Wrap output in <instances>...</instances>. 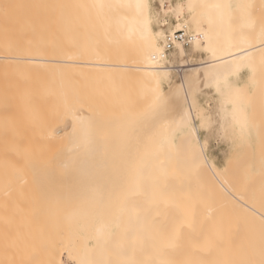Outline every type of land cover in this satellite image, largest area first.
Segmentation results:
<instances>
[{"label": "bare ground", "instance_id": "6f19581e", "mask_svg": "<svg viewBox=\"0 0 264 264\" xmlns=\"http://www.w3.org/2000/svg\"><path fill=\"white\" fill-rule=\"evenodd\" d=\"M257 1L251 4H262ZM185 2L160 0L162 10L177 15L184 7L195 9L192 48L206 51L209 60L189 66L181 81L169 83L188 46L177 43L165 50L167 33L153 28L150 0H0V184H8L0 205L14 201L16 207L3 212L9 246L3 264H69L63 252L72 264H264V192L255 189L258 201L252 204V195L247 198L264 173L254 174L241 192L235 187L239 180L229 179L230 168L244 156L242 146L263 129L257 128L263 112L255 105H262L264 72L259 69L258 77L254 72L264 63V31L257 32V20V26H246L247 17L254 21V10L245 0L244 6L240 0ZM207 13L211 22L205 19L204 25L200 18ZM188 25L179 22L170 32ZM243 68L261 82L250 97L235 77ZM200 81L220 93L215 122L236 149L222 165L208 154L209 139L201 137L215 119L197 96L203 92ZM145 96L149 105L138 114L135 108ZM254 110L261 115L256 118ZM147 135L153 146L135 145L133 151ZM51 167L61 176L76 168L78 174L115 171L125 177L87 180L90 174L82 197L74 196L77 202L72 192L69 199V189L65 197L73 204L66 201L59 219L65 232H48L36 241L38 206L22 204L11 187L25 173H47ZM56 184L61 191L63 184ZM242 216L263 230L246 231V221L237 219Z\"/></svg>", "mask_w": 264, "mask_h": 264}, {"label": "rangeland", "instance_id": "374dc122", "mask_svg": "<svg viewBox=\"0 0 264 264\" xmlns=\"http://www.w3.org/2000/svg\"><path fill=\"white\" fill-rule=\"evenodd\" d=\"M167 1V4L169 5L170 3H173V4H175V3H177V2H179V1H181L182 3H186L185 1L186 0H172V2L171 1H169V0H166ZM175 1V2H174ZM211 1V0H210ZM243 1V0H242ZM241 0H240V2L243 4V6H244V3H246L248 0H245L246 2H242ZM253 1L254 0H249L246 4H248L247 6H249V7H251V9L252 10H254L253 12H252V14L254 15H252V20H254L252 23L251 22H249V19L250 18H246L247 19V23L248 24H250V25H246V26H248V27H250L251 25L253 26V24L254 23H256V21L255 20H257L258 22V24L260 25V23H261V25L259 26L258 25V29H257V27L256 28H254L255 29V34H256V29H257V32H259V31H261L262 33H263V31H264V28H262V27H264V25L262 26V24H264V18H263V12H264V10L262 11V9H264V0H259V2L261 3L262 2V4L260 5L259 4V6L258 5H256V6H258V7H256L255 6V3H256V0H255V3H254V6L251 4V3H253ZM258 2V1H257ZM258 2V3H259ZM257 4V3H256ZM247 6H246V8H247ZM253 7V8H252ZM263 7V8H262ZM197 8V7H196ZM244 8V10L246 9L245 7H243ZM242 8V9H243ZM255 8H256V10H255ZM186 9V10H185ZM225 9V8H224ZM227 10H229V13H230V15H231V12H232V10H231V7H230V4H228V8H227ZM234 10V9H233ZM150 11H151V15H152V26H153V28L154 29H156V30H158L159 29V27L160 28H164L163 29V31H164V33H168V32H170V29L171 28H174L175 27V25H177V24H179V22H180V24H189L188 25V27H187V30H189V31H194L195 29H194V27H193V25H192V23L190 24V18H192L191 16L192 15H194V14H197L196 12H195V9L194 10H189L188 8H186V7H184V10H183V12L179 15H177L176 13H174V11H171V10H168L167 12L166 11H164V10H162V6H161V4H160V0H150ZM186 11V12H185ZM196 11L198 12V11H200V10H197L196 9ZM226 11V10H225ZM195 12V13H194ZM258 12V13H257ZM200 13V12H199ZM214 13V12H213ZM228 13V14H229ZM255 13V14H254ZM256 13H257V15H256ZM263 15H262V14ZM174 14V15H173ZM177 15V17H176V15ZM258 14H260L261 15V17H259L260 15H258ZM182 15V16H181ZM211 15V14H210ZM214 15V14H213ZM216 15V14H215ZM245 15V14H244ZM250 15V14H249ZM158 16V17H157ZM170 16V17H169ZM174 16V17H173ZM181 16V17H180ZM209 15H208V13L207 14H205L204 16L202 15L201 16V18H200V21H202L203 22V24L204 25H206L205 23H206V21H208L207 23H209V22H211V20H210V16L208 17ZM229 16V15H228ZM243 16V15H242ZM162 17V18H161ZM164 17V18H163ZM169 17V18H168ZM167 18V19H166ZM231 18V17H230ZM256 18V19H255ZM257 18H259V19H261V20H258ZM163 19V20H162ZM169 19V20H168ZM204 19V20H203ZM205 19H206V21H205ZM170 20H171V22L173 21V23H169V25H167V23L168 22H170ZM263 20V21H262ZM164 23H163V22ZM187 21V22H186ZM216 21V20H215ZM226 21H227V19H226ZM186 22V23H185ZM257 23H256V26H257ZM172 24V25H171ZM219 25V24H218ZM217 25V26H218ZM169 26V27H168ZM207 26H208V24H207ZM213 26H215V25H213ZM216 26V27H217ZM251 26V28H253ZM261 27V28H260ZM251 32V31H250ZM251 34H253V33H251ZM254 35V34H253ZM185 50V51H184ZM183 50V52L181 53V58H182V62H176V65L175 66H177L176 67V69L175 70H173L172 71V78L170 79V81H169V83H171L172 81H181L182 79V74L184 73V72H186V70L187 69H189V66L191 67L193 64H196V63H200V62H203V61H205L206 59L207 60H209V58H208V53L206 52V51H204V50H202V49H200V50H193V48H192V44L190 45V46H188L187 48H185ZM185 52V53H184ZM185 56V57H184ZM263 56H264V54H263ZM190 57V58H189ZM263 58V57H262ZM188 59H190L189 61H187ZM206 60V61H207ZM263 61V60H262ZM264 62V61H263ZM261 65H264V63L262 64V63H260ZM261 65H260V68L258 67V70H256L255 72H254V74H256V76L258 77L259 75L258 74H261L262 72H264V68H262V67H264V66H262L261 67ZM181 68H182V70H181ZM184 68V69H183ZM259 69L260 70H262L263 69V71L262 72H260L259 71ZM182 71V72H181ZM260 72V73H258L257 74V72ZM69 72V71H68ZM73 72V71H72ZM71 73V72H70ZM74 73V72H73ZM69 74V73H68ZM252 74H253V72H251L248 68H243V69H241V71H239L237 74H236V76L235 77H237V79L239 80V82H241L242 84H243V86H244V88H247V90H245L246 92H247V94L249 95V97L251 96V94H253V91H256V87H257V82H259V84L261 83V82H263V87L262 86H259V87H261L262 89H263V94H260L259 95V93H260V91L258 92H256V95L258 94L260 97H262L261 99V101H258V102H261V104L263 105H260V104H258L257 103V105H255V106H257L258 108V111H260L259 110V108L261 109V111L260 112H263L262 113V115L260 114V112L258 113V111L256 112L255 110V112H254V114H255V117L257 118V116L258 115H261L259 118H257L258 120H257V122H258V127L257 128H259V129H261L260 127H262L263 129H261V130H258V132H257V130H256V132L253 134V136L251 137V139L246 143V144H244L243 146H242V150H241V155H240V158L243 156V154H244V156H243V158H245L244 160H246V161H244L243 162V158H241V160H242V162H241V160H240V164H238L237 166H232L231 168H230V170L232 171V170H234V171H232L233 173H231V171L229 172V179H233V180H239V182L241 183V184H239V182L238 183H236V186L235 187H237V189H239V188H241V189H239V192H241L242 191V188H245L246 189V183L248 182V181H250V179L252 180V179H255L254 177H255V175H262L264 172V163H263V161H264V143H262V142H264V135H261V134H264V80H262L263 78H261V82L260 81H257L258 79H256V78H253L254 77V75L252 76ZM75 75H76V73H75ZM262 75V74H261ZM73 76V74L70 76V78ZM75 77V76H74ZM181 77V78H180ZM261 77V76H260ZM249 78L251 79V80H249ZM252 78H253V80H252ZM78 79V78H77ZM76 78H75V80H77ZM69 80H72V78L71 79H69ZM172 80V81H171ZM259 80H260V78H259ZM201 81H203V80H201ZM201 81H200V84H199V82L196 84L197 86H198V84H199V86H198V89H200V91H203V92H198L197 93V96H198V98H199V100L201 101V103H203L206 107H207V110L209 111V113H210V117L212 118V116L211 115H213V118L215 119V120H213L214 122V126L213 125H211V127L208 129L210 132L208 133V131L207 130H202L201 131V137L203 138V139H209V141L210 142H207L208 144H207V152H208V154H209V152H210V156H211V158L216 162V163H218L219 165H222L228 158H229V156L232 154V153H234L235 152V148L233 147V144H232V142L229 140V139H227L226 137H224V136H221V134L219 133V129H218V122L216 123L215 121H217L218 119H219V117H220V114L221 113H219V111L221 112V108H220V104L218 103V102H220L219 100H220V93L215 89V87L212 85V84H210V86H206L205 85V83H204V88L203 87H201L202 85H201ZM252 81V82H251ZM78 82V84H79V81H77ZM82 82V81H81ZM83 82H84V80H83ZM203 82H205V81H203ZM70 83L72 84V83H74V82H72V81H70ZM86 83V82H85ZM166 83H167V85H166ZM169 83L166 81L165 83H164V87L165 88H168L169 87ZM70 84V85H71ZM203 84V83H202ZM207 84V83H206ZM258 84V85H259ZM73 85V84H72ZM74 85L76 86V84L74 83ZM84 84H82V86H83ZM86 85V84H85ZM201 85V86H200ZM209 85V84H208ZM211 85H212V88H211ZM78 86V85H77ZM206 86V87H205ZM246 86V87H245ZM200 87V88H199ZM78 88V87H77ZM77 88H74L73 87V90L74 89H77ZM81 88V87H80ZM79 88V89H80ZM261 88H258V90L259 89H261ZM203 89V90H202ZM78 90V89H77ZM205 90V91H204ZM207 90V91H206ZM70 91V90H69ZM213 91V92H212ZM207 92V93H206ZM212 92V93H211ZM261 92V93H262ZM70 93H71V91H70ZM75 93H76V91H75ZM74 93V94H75ZM209 93V94H208ZM255 94V93H254ZM255 96V95H254ZM259 96H257V98H259ZM73 97V96H72ZM75 97V96H74ZM73 97V99H74V101L76 102V100H75V98ZM211 97V98H210ZM253 97V96H252ZM251 97V98H252ZM219 99V100H217V99ZM70 99H71V101H72V98H71V96H70ZM88 100V99H87ZM217 100V101H216ZM253 100V99H252ZM254 100H257V99H254ZM204 101H206V102H204ZM207 101L209 102V103H207ZM255 102V101H254ZM67 103H69V102H67ZM149 102H148V98H147V96H145L143 99H141L139 102H138V104H137V108H135L136 109V111L135 112H138V114H139V112H140V114L142 113V111L141 110H143V113H144V111L146 110V108H147V106L149 105L148 104ZM206 103V104H205ZM252 103H253V101H252ZM252 103H250V104H252ZM256 103V102H255ZM73 104V103H72ZM249 104V106H248V111H249V113H253V105H250ZM254 104V103H253ZM69 105L70 106H68V107H71V104L69 103ZM74 105V104H73ZM209 105V106H208ZM215 105V106H214ZM258 105H260V106H258ZM254 106V107H255ZM68 107H66V108H68ZM250 107H252V108H250ZM66 110V109H65ZM263 110V111H262ZM67 111V110H66ZM64 113V112H63ZM65 113H67V112H65ZM113 113H114V111H113ZM134 113V112H133ZM258 113V114H257ZM256 114H257V116H256ZM134 115H137V113L136 114H134ZM212 118V119H213ZM263 122V123H262ZM259 123H260V125H259ZM262 125V126H261ZM213 126V127H212ZM260 126V127H259ZM213 129V130H212ZM259 131H262L261 132V134L259 133ZM206 133H208L207 135H206ZM210 134V135H209ZM203 136H205V137H203ZM259 137H262L261 139L259 138ZM261 140V143H260V140ZM141 140V139H140ZM136 141V142H138V143H134L133 145V151L135 150V149H137V148H135V145L137 146V147H139V148H141V147H144V146H146L145 148H147V146H148V144L149 143H151V145L150 146H148V147H151V146H153V143H154V141H152V136L151 135H147L146 137H145V139H143V140H141V141ZM229 142H228V141ZM143 141V142H142ZM208 141V140H207ZM259 141V142H258ZM133 142H134V139H133ZM256 142V143H255ZM131 145H132V143H131ZM211 145V146H210ZM217 145V146H216ZM249 146V147H248ZM132 147V146H131ZM231 147V151H229L230 148ZM260 149H259V148ZM244 148H247L246 150L244 149ZM249 148H251V149H249ZM144 149V148H143ZM263 149V151H261ZM251 151L250 153H248L247 154V151ZM258 150V151H257ZM139 151V150H138ZM141 151V150H140ZM142 152H145V150H143ZM212 152V153H211ZM134 153V152H133ZM138 153V152H137ZM259 154V156L257 155L256 156V154ZM263 153V155H261ZM212 154V155H211ZM247 154V155H246ZM251 156H250V155ZM134 155H136V152H135V154ZM214 156V157H213ZM249 157V158H248ZM258 157V158H257ZM259 159V160H258ZM251 160V161H250ZM135 161H136V159H135ZM256 164V165H255ZM240 165V169L238 168V166ZM234 167H235V169H234ZM237 167V168H236ZM248 167H250V168H248ZM63 167H61V169H62ZM243 168H244V170H243ZM246 168H247V172L245 171L246 170ZM44 169V168H43ZM46 169V168H45ZM56 169V168H55ZM58 169V168H57ZM56 169V170H57ZM65 169V168H64ZM63 169V170H64ZM69 169H72V170H69ZM237 169H238V172H236L237 171ZM50 170V171H49ZM52 170H53V172L54 173H52ZM73 170H75L74 171V175H73ZM76 168H68V171L70 172V173H72V174H69V175H72L71 177H72V179L70 180V178L71 177H69V175H68V171H67V169L65 170L66 172H65V175L63 174L64 173V171H63V173H61L62 174V176L60 175V173H58V171H54V167L52 168L51 167V169H48L47 171L48 172H51V174H49L48 172L46 173V170H43V171H45V173L42 171V173L40 172V173H34V172H28V173H25L24 175H22L23 177H24V179L23 180H21L20 181V183H15V184H13L12 185V187H11V189H12V192L14 193V194H17V195H19V196H21V203L22 204H26V205H32L33 206V204L34 203H36V205L38 206V210L37 211H35V210H32V212L33 211H35L34 213H35V218H36V224H34L33 225V232L35 233V239H36V241H43L44 239H46V237H47V233L48 232H50L51 234L53 233V232H59V231H62V230H64V226H61L60 224H59V219L61 218V217H63V216H61L62 215V213H63V211L66 209V206L67 205H69V203H72L71 201H69V203H67L68 201H67V199H68V197L70 196V193L72 192V193H74V195L72 194L71 195V197L73 196V198L75 199V201H76V198L75 197H80L81 196V193L82 192H80V190L82 191V186H84V184H87L86 183V179L85 178H87L90 174H94V175H90L89 177H88V179L87 180H92V179H94L95 178V176H96V178H101V177H106L107 175H109V176H111L112 174H114V178L115 177H125V175L124 174H118L117 172H113V173H110V174H99L98 175V173H97V175H96V173H91V172H89V173H87V172H84V173H82L81 171V173H82V175H84V176H82L81 175V173L79 172V174H80V176H79V174L77 173V171H79V170H77ZM115 170V169H114ZM249 170V171H248ZM37 171H40V170H37ZM260 171H261V173H260ZM56 172V173H55ZM62 172V171H61ZM237 173V175H235L234 173ZM77 173V174H76ZM241 173V174H240ZM260 173V174H259ZM116 174H118L117 176H116ZM227 174H228V172H227ZM226 174V175H227ZM232 174H234L236 177H232L231 175ZM255 174V175H254ZM58 175V176H57ZM68 175V176H67ZM78 175V176H77ZM102 175V176H101ZM123 175V176H122ZM240 175V176H239ZM244 175V176H243ZM246 175V176H245ZM66 176H67V178L69 177V179H68V181H66ZM86 176V177H85ZM113 176V175H112ZM127 176H129V175H126V178H127ZM228 176V175H227ZM242 176H243V180H242ZM63 177L64 178H66V179H64V180H62L63 179ZM79 177V178H78ZM84 177V178H83ZM91 177V179H89ZM232 177V178H231ZM240 177H241V179H240ZM258 177V176H257ZM61 178V179H60ZM95 178V179H96ZM237 178V179H236ZM261 178V179H260ZM260 178H259V180L257 179V184L255 185V187L256 188H254V190H253V188H252V190H250L249 192H250V195H248L247 196V198L249 197V196H251V197H249L250 198V203L252 204L253 203V201L255 200V201H258V199L257 198H255L256 197V195L257 194H259L257 191H259V192H261V191H263L264 192V175L261 177L260 176ZM76 179V180H75ZM80 179V180H79ZM60 180V181H59ZM71 182H70V181ZM81 182V184H79V181ZM62 181H64V182H62ZM76 181V182H75ZM82 181H84V182H82ZM242 181V182H241ZM255 181V180H254ZM253 181V182H254ZM237 182V181H236ZM259 182V183H258ZM57 183V184H56ZM60 183V184H59ZM72 184L71 186L69 185V184ZM77 185H79V186H77L76 187V184ZM83 183V184H82ZM244 183V184H243ZM54 184H56V186L57 185H62L63 184V186H61V187H58V188H61L62 190L60 191L59 189L57 190L56 189V187L54 186ZM64 184L66 185V187L68 188H66L65 186H64ZM68 184V185H67ZM239 184V187L237 186ZM249 184V183H248ZM243 185V186H242ZM6 186H8V184H7V182L6 181H3L1 184H0V197H1V195H2V190L4 189V188H6ZM73 186H75V188L73 187ZM55 187V188H54ZM62 187H64V190H66V192H63L64 190H63V188ZM71 187H73V188H71ZM79 188V190H77ZM81 188V189H80ZM250 188V187H249ZM250 188V189H251ZM70 189V190H69ZM71 189H76L77 191H76V193H75V191L73 192V191H71ZM257 191H256V190ZM70 192H69V191ZM69 192V195H68V192ZM248 191V190H247ZM245 192V191H244ZM243 192V193H244ZM255 192L257 193L256 195H255ZM65 193H67L66 195H65ZM59 194H63L64 195V197L65 196H67L68 195V197L66 198L65 197V202L67 203V204H65V202H62L63 200L62 199H60L61 197L64 199V197H63V195L60 197V195ZM80 194V195H79ZM76 195V196H75ZM247 195V194H246ZM75 196V197H74ZM260 197H262L261 196V194L259 195ZM71 197H69V199L71 198ZM78 197V198H79ZM82 197V196H81ZM78 198H77V200H78ZM247 198H245V199H247ZM73 199V200H74ZM260 199V198H259ZM83 199L81 198V201H82ZM249 200V199H248ZM260 201H261V199H260ZM259 201V202H260ZM77 202V201H76ZM20 203V202H19ZM255 203V202H254ZM73 204V203H72ZM263 204V203H262ZM77 205V204H76ZM81 205V204H80ZM253 205H255V204H253ZM257 205V204H256ZM78 206H79V203H78ZM82 206V205H81ZM260 207H263V206H261V205H259ZM68 207V206H67ZM16 207H15V202L14 201H10L8 204H6L5 206H1L0 205V264H3V262H4V260H5V252L6 251H8V245H7V243L5 242V240H4V238H3V231H4V227H3V224H2V217H3V212H6V211H8L9 209L11 210L12 209V211L15 209ZM70 208H72V207H70ZM257 208H258V206H257ZM259 209V208H258ZM260 210H261V208H260ZM262 211V210H261ZM235 216V215H234ZM238 215H236V217H237ZM233 217V216H232ZM239 218H242L243 219V216L242 217H238L237 219H239ZM260 218V217H259ZM244 221H246V216H245V219H243V223H244ZM253 221V222H252ZM256 222H257V220H256ZM261 222V223H260ZM242 223V222H241ZM263 223V221H258V224L260 225V224H262ZM255 225L256 226H258L257 225V223H255ZM263 225V224H262ZM242 226H244V227H246L245 229H246V231L249 229V232H251V233H254V232H261L263 229H261V227L260 228H256L255 226H254V220H248V221H246L245 222V224H243ZM259 227V226H258ZM244 229V230H245ZM258 229H260V230H258ZM251 230V231H250ZM245 231V232H246ZM64 232H65V230H64ZM264 231H262L261 233H263ZM62 257H63V259L67 262V263H69V264H72L71 263V261H69V259H68V253H66V252H63L62 254Z\"/></svg>", "mask_w": 264, "mask_h": 264}, {"label": "built area", "instance_id": "2783aa9c", "mask_svg": "<svg viewBox=\"0 0 264 264\" xmlns=\"http://www.w3.org/2000/svg\"><path fill=\"white\" fill-rule=\"evenodd\" d=\"M195 34V32L187 30L186 27L175 30L173 32H168L164 40L165 50L169 51L174 49L177 43H182L185 46H190L197 36Z\"/></svg>", "mask_w": 264, "mask_h": 264}]
</instances>
